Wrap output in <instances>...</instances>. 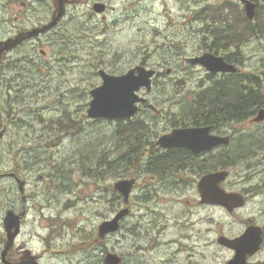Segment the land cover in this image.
<instances>
[{"label":"rangeland","instance_id":"1","mask_svg":"<svg viewBox=\"0 0 264 264\" xmlns=\"http://www.w3.org/2000/svg\"><path fill=\"white\" fill-rule=\"evenodd\" d=\"M20 1L28 2L0 0V38L9 36L14 26L29 27L49 18V0L40 7L30 0L28 8ZM97 1L107 4L105 13L94 11ZM259 1L262 12L264 0ZM225 5V0H79L70 7L56 32L35 42L37 50L31 51L33 42L22 48L38 60V66L6 68L0 80L2 120L5 125L14 121L0 146V173L19 166L20 177L26 182L27 215L16 247L29 246L42 255L43 264H104L109 251L122 254L123 264H227L233 256L218 242L212 243L214 234L205 231L216 228L239 232L243 227V211L231 213L220 206L201 208L194 202L180 206L176 198L196 200V186L186 182L185 188L177 193L175 179H160L161 174L149 172L150 150L161 153L154 146L147 148L148 153L142 159L143 172L139 173L138 188L133 192L132 211L123 220L121 230L102 241L95 238L100 242L97 246L94 240L90 243V237L83 240L91 233L98 234L100 224L112 218V199L117 198L113 191L115 181L120 175L127 177L137 171L127 167L119 175L115 165L100 166L103 157L116 160L126 144H120L117 122L92 120L87 115L92 99L90 91L102 84L99 69L120 75L142 62L148 68H158L165 75L157 76L152 93L143 90L142 95L155 107L170 110V103L176 100H168V96L171 98L175 92L188 94L213 81L200 67L182 71L178 65L182 57L203 51L204 42H212L211 37L203 40L200 31L212 20L200 15L213 9L218 13L217 9ZM260 45L264 46V39L247 46L248 68H263L264 47L260 49ZM253 48L256 55H252ZM175 50H180V55L172 58ZM168 68L173 69L171 74L166 73ZM18 69L22 75L15 80L13 76ZM9 79L12 81L7 86ZM24 85L28 87L23 89ZM9 94L15 103L14 116L8 112ZM16 96L23 99L21 103ZM143 108L155 116L154 111ZM63 111L80 121L79 132L61 135L54 124L45 130L37 115L41 113L44 122L50 124ZM145 125L149 136L142 142L156 146L165 123ZM231 128L236 133L234 151L240 146L238 142L245 139L244 135L250 133L248 138L259 137L255 141L259 145L255 154H264V125L252 128L247 122H234ZM56 140L59 145L52 146L50 142ZM29 147L37 150L36 158L28 154ZM18 149L23 150L20 157L15 154ZM259 160L249 158L227 169L230 176L226 185L240 190L246 172L258 171ZM22 206L18 184L0 176V257L6 240L4 216L9 208L22 210ZM200 217L202 220L198 221ZM175 239L177 243L173 242ZM90 245H95L94 249ZM12 257L17 260L15 251Z\"/></svg>","mask_w":264,"mask_h":264},{"label":"flooded vegetation","instance_id":"2","mask_svg":"<svg viewBox=\"0 0 264 264\" xmlns=\"http://www.w3.org/2000/svg\"><path fill=\"white\" fill-rule=\"evenodd\" d=\"M51 1V0H50ZM255 3V10H256V16L254 20H250L247 17V12L245 9V3L243 0H225V7L221 9L218 13L215 12L213 9V12H210L208 14H201L200 16H203L204 18H210L212 20L211 23H209L210 27L213 29V31H222L223 34L220 36L219 39H221V42H214V36L212 33H210V29L208 27L200 28V31L203 34V40L208 39L211 37L212 42H204V48L203 51L197 52L194 54V56H184L182 57L180 65H178V68L180 67L182 71H187L191 67H200L206 72V77L209 79H217V78H224L227 79L230 83L233 82L234 78H240L244 81L241 83L245 87L247 86V89L244 90V92L241 93V95H244V101L245 104L253 103L254 109H252V113L254 115L250 118H247L244 121L236 122V123H242L247 122L249 126L252 128L262 126L264 125V121L257 122L255 121L256 115L259 114L261 110H264V66H261L263 68L259 67H253L248 68V58L250 57V54H247L246 48L249 45L250 42L259 40L260 42L264 39V11L261 12L262 5L259 0H250ZM23 3L24 6L27 8L29 7L28 2L20 1ZM35 2L38 3V7L41 6L42 0H35ZM77 2V1H76ZM76 4V3H75ZM75 4H69L67 5V15L70 10V7ZM53 6V3H52ZM203 9V8H202ZM54 11V6L52 7L51 13ZM205 11V10H203ZM261 12V13H260ZM260 14V16H259ZM263 17V18H260ZM222 19H225V25H223ZM35 23L31 26H34ZM30 26V27H31ZM29 28V27H28ZM23 29H27V27H14L13 28V34L17 33L18 31H21ZM2 38H0L1 41ZM41 37L34 38L32 40H28L24 43H22L19 47L16 49H13L12 51L6 52L2 55L0 58L3 62V65H8L10 62L15 61V63H21L22 61H34L35 57L32 56L29 53H21V49L24 45L34 43L32 45L33 50H37L39 46L36 45L35 42H38ZM264 47L263 45H260V49ZM32 50V51H33ZM252 55H256L257 51L256 48H253ZM175 53L172 55V58H175L176 56L180 55V50H175ZM203 53H211L216 57H223L225 62L229 65H233L237 68L235 72L233 71H226V72H218V73H211L207 71V69L201 65V64H195L193 65L190 63L189 59L190 57H199ZM264 53V49H263ZM17 59H20L17 60ZM142 65H145L148 67L147 63L142 62ZM155 69V68H154ZM156 70V75L154 76V82L157 76H163L165 73H162L158 68ZM173 72L172 68H168L166 71L167 74H171ZM203 82V81H202ZM211 83V82H210ZM203 86H208V84H202L199 88V90ZM195 90L193 92L178 94V92H175L171 95V98L168 96V100H176L172 101L170 104H172V108L170 110L168 109H160L158 107H155L152 103V101L147 98L146 100L140 104L139 110L134 116L135 122L137 126H145V123H149L150 125H157L160 122L165 123V131L162 134L170 133L174 129L177 128H186V127H210L209 133L211 135H217V136H230V143L228 145H219L213 149L202 151L198 154L194 153L193 151L182 148V147H175L171 149H164L159 146H154V148L158 149L161 153L164 154L166 158H164V162L166 161V168L162 167L161 172V178H173L175 179V187L176 192L178 193L182 188H185L186 182H188V185H193V187L196 186L197 194L196 200L191 201L190 199H182V198H176L177 203L180 206H189L193 202L196 203L201 208H207L211 206H220L224 209H226L224 206L211 204V203H203L202 202V194L199 189V182L201 178L210 173L217 171V168L214 167L217 162V158L220 154V158H261L259 160V167L258 171H249L246 172V174L243 176V181L241 184L243 185L240 190H235V188H232L231 186H227L226 184L229 181V177L222 183V186L227 192H237L242 195L244 199V205L241 208L234 209L232 211H227L234 213L238 210L243 211V227H241V230L239 232H225L223 229H216V228H208L206 229V233L208 235L214 234V238L212 240V243L218 242L219 238L221 237H228L231 239H235L243 234L248 233L251 229L256 230V237L258 236L260 241L258 242V245L253 252H247L245 256V264H264V154H235L233 150V143L236 133L234 132V128H231L233 126L232 121H226L218 123V120L214 117L216 112V104L213 100L210 101V109L209 114L207 113V107H198L193 108L191 105L193 104L195 100V96H197L200 91ZM141 90V95H142ZM153 91V90H152ZM149 92V93H152ZM146 92V91H145ZM204 94L207 96L208 93L204 92ZM212 96L211 99H215L212 93H210ZM232 95V92L230 93ZM246 96L252 97L251 101L246 100ZM197 99V98H196ZM216 100V99H215ZM244 103V102H243ZM179 104L177 110H174V107ZM244 105V104H243ZM143 106H146V109L152 110L155 112V116L153 117L148 111H144ZM235 108H245L241 106H236ZM249 110V109H248ZM194 111L199 113L197 119L202 120L200 118L206 117L208 115L211 116V119L209 122L206 121L205 124H199L193 120L194 118ZM205 115H201L200 113H204ZM187 113L188 115H185ZM196 117V116H195ZM143 119V120H140ZM1 124V123H0ZM1 127V125H0ZM151 132V131H150ZM161 134V135H162ZM159 135V134H158ZM250 133L245 134L244 138L249 137ZM159 137V136H158ZM254 137V135H253ZM124 144L129 145L130 142L123 140ZM242 141L238 142V144H241ZM242 146V144H241ZM240 147V146H239ZM239 149V148H238ZM237 149V150H238ZM178 155L180 158H170L171 155ZM121 158H117L115 160V167L117 168V174H122V163ZM150 162L148 163L147 170L149 172H155L160 174L159 172H156L155 169L157 167L154 165L155 159L152 161V158H149ZM170 160H175L176 163L170 164ZM160 165L159 167H161ZM130 169H132L130 167ZM134 172V175L127 176V177H135L137 178V183L134 187V190L138 188V182H139V171ZM14 175V176H11ZM0 176H6L9 177V179H12L13 181H17L20 186V182H24V180H21L20 178V167H15L12 170H5V172L0 173ZM122 177L121 178H127ZM234 184L239 185V183L234 182ZM21 187V186H20ZM163 189V187H161ZM117 198H113V212L114 215L116 211H118L122 207V200L121 195L117 193ZM133 196H131L132 199ZM111 202V200L109 201ZM130 206L132 208V201L130 203ZM255 211L254 213H251V211ZM112 215V216H113ZM109 218V217H108ZM202 218H199L198 221H201ZM183 238V236H181ZM167 240H165V243ZM173 242L177 243L178 240L175 239ZM157 243V242H155ZM205 243V242H204ZM225 250L231 253L232 256L235 255V251L229 247H226L225 245L220 244ZM27 248H30L29 246L25 244H21L18 247L13 246V248L9 252V258L13 260L14 257H12V252L15 251L17 254V260L14 261H21L23 264L26 263L29 258L25 254V250ZM182 244L180 245V249H182ZM31 249V248H30ZM32 253L35 254L36 259L42 262V255L38 254L33 249ZM125 262V260H124Z\"/></svg>","mask_w":264,"mask_h":264},{"label":"water","instance_id":"3","mask_svg":"<svg viewBox=\"0 0 264 264\" xmlns=\"http://www.w3.org/2000/svg\"><path fill=\"white\" fill-rule=\"evenodd\" d=\"M76 0H55V12L50 22L41 26H34L27 30L19 31L16 35L11 36L3 41L0 45V56L2 53L12 50L23 41L39 36L48 30L54 28L66 12V4L75 2ZM247 16L252 20L255 17V3L249 0H244ZM94 9L101 13L106 10L105 3L97 2L94 4ZM192 64H202L209 71L217 73L220 71H233L237 68L225 62L224 58L216 57L211 53H205L199 57L190 58ZM1 72V67H0ZM156 71L148 69L143 65H138L130 69L128 72L121 75L108 73L105 69L99 70V75L102 78V84L93 88L90 92L92 100L90 101L87 110L90 118H106V119H130L138 111V104L146 99L140 96L139 91L146 88L147 91L152 90V77ZM256 121L264 120V110H261ZM210 127H186L174 129L171 133L162 135L157 144L163 148L182 147L187 148L195 153L213 149L214 147L230 143L229 136H217L209 133ZM4 128L0 131V140L3 136ZM229 175V171H217L206 174L199 182V189L202 194L203 203H217L225 205L230 211L235 207H240L244 204L243 197L234 192H226L221 187V182ZM135 178H126L117 180L114 183V189L120 192L127 203L130 199ZM21 190L24 193L23 183ZM25 201V197L23 196ZM26 213V208L17 213L10 209L4 217V228L7 234L5 247L1 253L4 264H23V262H13L8 260L7 255L9 250L15 243L16 238L21 232L22 216ZM130 213L129 207L121 209L112 219H107L99 226V235L104 237L108 234L117 232L121 227V220ZM259 237H256V230L251 229L248 233L241 235L238 238L231 239L228 237L219 238V242L229 248L235 250V255L227 264H245L246 253L255 251ZM29 260L28 264H41L34 255H31V250L25 251ZM122 257L116 253L109 252L105 257L106 264H121Z\"/></svg>","mask_w":264,"mask_h":264},{"label":"trees","instance_id":"4","mask_svg":"<svg viewBox=\"0 0 264 264\" xmlns=\"http://www.w3.org/2000/svg\"><path fill=\"white\" fill-rule=\"evenodd\" d=\"M215 37V42H220L221 39L220 36L223 34L222 31H217V32H213L212 33ZM20 61V59H17ZM14 64V65H13ZM20 67V66H29V67H36L38 66L37 64L33 63L32 61L27 62V63H21V64H17L15 63V61L10 62L9 67ZM22 75V70L18 69L17 70V74H15L13 76V79L17 80L18 77H20ZM12 80H10L11 82ZM243 79L240 78H234L233 82L230 83L227 79L224 78H217L215 80H213L211 82L210 85L202 87L199 91L200 93L195 96V100L193 102V104L191 105L193 108H198V107H207V113L209 114V109H210V101L213 100L216 104V112L214 117L216 118V120H218V123L221 122H226V121H232V122H241L246 120L247 118H250L254 115V113H252V109H254V104L253 103H249V104H245L244 101V95H241L242 92H244V90L247 89V86L245 87L244 85H242L241 83L243 82ZM7 86H9V84H7ZM26 87H28L27 85L23 86V89H25ZM204 92L208 93V95L206 96L204 94ZM232 92V95H230V93ZM210 93L213 94V96L215 97V99H211L212 96L210 95ZM9 108H8V112L9 115H13L14 116V110H16V108H14V104L12 103L13 98L12 95L9 94ZM197 98V99H196ZM252 97L250 96H246V100L251 101ZM16 100L18 101V103H21L23 99H21V97L16 96ZM244 102V103H243ZM244 104V105H243ZM4 105H1V107H3ZM236 106H241V107H245V108H235ZM1 109V108H0ZM249 109V110H248ZM4 110V109H2ZM194 113V118L193 120L199 124H205L206 121L209 122V120L211 119V116L208 115L206 117L200 118L202 120H198L197 117L199 115V113H197L196 111L193 112ZM202 116L205 115V112L202 114L200 113ZM38 117L40 118L41 122L43 123V127L45 130H50L51 128H53V124H54V128L55 126L58 127V134H65L66 135H71L72 133L75 132H79L81 130V128L78 129V126L80 125V121L76 120L72 114H70L69 112H62V115L60 118H53L51 120V123H46L44 122V118L41 115V113L37 114ZM185 115H188L187 113H185ZM196 116V117H195ZM14 120V119H13ZM206 120V121H203ZM14 121L9 120L7 121L8 124H6V131H5V137L7 136L8 132L10 130L9 129V124L13 123ZM122 124L120 129H119V134L121 135L120 138V144H124V142H122L123 140H126L129 143V145H126V149L123 151V153H121L119 155L118 158H121V163H122V173L126 172L125 169L128 167V169H130V167L132 169H138V171L140 173L143 172V170L141 169L140 165H143V158L146 157V154L148 153V149H151L152 146H155L154 144H147V143H143V139L146 137H148V129L145 126H135L136 124H133L132 122L129 121V123L127 122H123L120 121L118 124ZM5 124V123H4ZM262 135V134H261ZM260 135V136H261ZM259 138V137H258ZM257 137H253V138H245L241 144L238 150L234 151L235 154H251V153H255V150L258 148V144L255 142L256 139H258ZM57 139L59 141L62 140L61 136H58ZM58 140H56V142H54L51 145L55 146V145H59ZM11 143L14 144V142L12 141ZM125 145V144H124ZM33 147V146H32ZM29 147L27 149L28 150V154H32V158H36V154H37V150L35 148ZM23 150L18 149L15 151L16 157H20L19 154L21 155V152ZM150 155L149 158H152V161L155 159V161L153 162L154 165L157 167V169H155L156 172H159L161 174L162 172V167L167 169L166 165V161L164 162V158H166L164 156L163 153H158L156 151H151L148 154ZM102 158V157H99ZM104 159L100 162V166L104 165V163H106L107 165H110L111 168H113V166L115 165V160H110L109 158L103 157ZM147 160V166L148 163L150 162V160ZM170 158H180L178 157V155H171ZM246 158H218L216 165L214 167H216L217 169H226L229 167H232L233 165H236L238 163H240L241 161H244ZM176 163L175 160H170V164H174ZM160 165H162L161 167H159ZM158 174V173H157ZM151 179V178H150ZM91 238L90 243H93V240L96 238L98 240H103L101 239L97 233H91L90 235H88L86 238H83L84 241H86L87 238ZM96 243V246L100 244V242H98L97 240H94ZM85 245V244H83ZM95 245H90L92 248ZM94 249V248H93ZM103 263V260H102Z\"/></svg>","mask_w":264,"mask_h":264},{"label":"bare ground","instance_id":"5","mask_svg":"<svg viewBox=\"0 0 264 264\" xmlns=\"http://www.w3.org/2000/svg\"><path fill=\"white\" fill-rule=\"evenodd\" d=\"M15 99V98H14ZM7 102V101H6ZM200 218H202V217H200Z\"/></svg>","mask_w":264,"mask_h":264}]
</instances>
